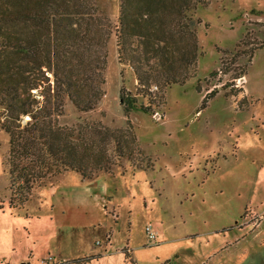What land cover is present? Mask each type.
<instances>
[{
    "label": "rangeland",
    "instance_id": "1",
    "mask_svg": "<svg viewBox=\"0 0 264 264\" xmlns=\"http://www.w3.org/2000/svg\"><path fill=\"white\" fill-rule=\"evenodd\" d=\"M103 7L117 28L120 0ZM195 18L185 84L143 86L114 30L98 106L65 101L57 123L93 185L78 189L81 175L39 146L31 199L12 207L0 127V264H264V0H210ZM123 87L138 99L129 116Z\"/></svg>",
    "mask_w": 264,
    "mask_h": 264
},
{
    "label": "trees",
    "instance_id": "2",
    "mask_svg": "<svg viewBox=\"0 0 264 264\" xmlns=\"http://www.w3.org/2000/svg\"><path fill=\"white\" fill-rule=\"evenodd\" d=\"M105 1L0 0V127L10 136L14 208L31 199L35 162L26 160L40 157L33 151L39 146L62 169L85 180L98 176L57 119L66 100L80 111L100 103L114 30L121 62L130 64L143 86L185 84L192 77L201 55L195 12L210 0H120L117 28ZM121 103L129 116L138 99L123 87ZM40 163L42 169L49 164Z\"/></svg>",
    "mask_w": 264,
    "mask_h": 264
},
{
    "label": "crops",
    "instance_id": "3",
    "mask_svg": "<svg viewBox=\"0 0 264 264\" xmlns=\"http://www.w3.org/2000/svg\"><path fill=\"white\" fill-rule=\"evenodd\" d=\"M80 178H81V186L78 187V189H85V187L90 186L91 184L93 185L96 181L100 180V177H98L97 179L95 178V179H93V180H85V179H83L81 176H80ZM104 188H105V187H104ZM89 189H90V188H86L85 191H87V194L89 195V198H90V197L93 198V196H91V192L88 191ZM102 190H103V189H102ZM105 215H106V214H105Z\"/></svg>",
    "mask_w": 264,
    "mask_h": 264
},
{
    "label": "built area",
    "instance_id": "4",
    "mask_svg": "<svg viewBox=\"0 0 264 264\" xmlns=\"http://www.w3.org/2000/svg\"><path fill=\"white\" fill-rule=\"evenodd\" d=\"M146 229H147V233H148L149 238L150 239L151 238H154L155 237V234L153 233L151 226H147Z\"/></svg>",
    "mask_w": 264,
    "mask_h": 264
}]
</instances>
